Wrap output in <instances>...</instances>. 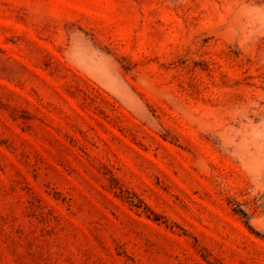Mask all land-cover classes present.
Here are the masks:
<instances>
[{
  "label": "rangeland",
  "instance_id": "obj_1",
  "mask_svg": "<svg viewBox=\"0 0 264 264\" xmlns=\"http://www.w3.org/2000/svg\"><path fill=\"white\" fill-rule=\"evenodd\" d=\"M0 264H264V0H0Z\"/></svg>",
  "mask_w": 264,
  "mask_h": 264
}]
</instances>
